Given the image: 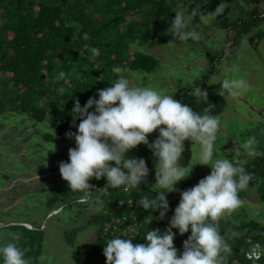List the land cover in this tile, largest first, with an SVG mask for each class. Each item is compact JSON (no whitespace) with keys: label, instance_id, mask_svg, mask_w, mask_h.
Here are the masks:
<instances>
[{"label":"trees","instance_id":"1","mask_svg":"<svg viewBox=\"0 0 264 264\" xmlns=\"http://www.w3.org/2000/svg\"><path fill=\"white\" fill-rule=\"evenodd\" d=\"M178 1L189 5L192 23L189 28H195L197 12L202 10L212 18L214 28L227 31L231 42V34L240 18L247 15L235 31L234 44L252 31L254 33L248 38L252 45L254 40L258 42L264 37V30L260 28L264 17L256 19L248 15L262 14L264 0ZM173 5L174 2L167 0H0V115L19 116L35 128L33 135H39L46 143L44 151L41 150L43 145L36 143V153L41 150L40 154L46 155L58 146L75 147L74 139L66 133L77 130L79 119L73 122L71 115L76 99L83 106L89 97L98 98V89L107 87L118 75L112 71L114 65L129 71L153 72L158 66L157 59L138 49L152 40L162 44L192 42V39L182 41L171 34L168 26L175 15ZM218 6L222 7L218 10ZM207 81V76H204L194 84V89L201 86L207 93L206 98H197L191 94L194 89H185L184 97L178 100L189 103L197 111L208 109L209 114L218 115L226 103L221 95L204 85ZM158 134V130H154L153 135L148 136L149 143ZM130 154L143 158L149 168L148 175L152 174L156 157L148 146L141 143L131 149ZM234 163L252 173L248 187L239 193L241 199L254 191L259 201L264 202V153L244 163ZM210 171L195 169L179 181L176 190L166 194L169 208L165 217L159 218V209L154 210L151 213L153 220L148 225L143 220L149 212L138 204L139 194L155 193L142 183L139 187L122 185L119 188L107 186L104 191L91 189L87 200L80 202L85 194L72 192L62 178L54 181L51 188L25 193L21 198L32 204L29 210H41L43 207L47 210H69L70 205H75L81 211L89 200L101 193L102 209L86 222L97 228L84 259L85 264H106L104 254L98 253L106 243L102 237L105 221L117 216L135 218L139 229L133 242L143 243L147 228H159L163 232L169 226L180 191L195 185ZM89 183L102 188L107 181L104 177H92ZM8 214L1 212L0 222L2 216ZM216 223L227 244L221 252L219 264H264V219L260 222L249 217L244 210L236 209L221 216ZM30 224L36 229L28 230L15 224L0 227V230L16 232L14 242L25 252L30 264H38L43 231L39 229L40 223ZM81 230L83 227L65 230V243L72 246ZM172 231L176 233L174 246L178 253L182 252L183 242L190 232L180 234L175 228ZM249 242H257L261 246L262 256L256 261L247 260L244 256Z\"/></svg>","mask_w":264,"mask_h":264},{"label":"clouds","instance_id":"2","mask_svg":"<svg viewBox=\"0 0 264 264\" xmlns=\"http://www.w3.org/2000/svg\"><path fill=\"white\" fill-rule=\"evenodd\" d=\"M174 11L168 26L171 34L182 41L200 39V33L188 27L191 14L181 8ZM112 71L118 74L116 79L98 89V98L89 97L83 106L76 99L71 109L73 122L79 119V123L75 132L66 135L74 139L75 147L68 149L67 161L59 162L60 175L71 191L89 195L92 177H104L113 188L139 187L149 168L130 150L143 143L156 157L155 194H139L138 201L149 212L143 220L148 225L154 210L159 209V218L165 217L169 208L166 194L175 191L177 183L190 175L192 165L179 163L185 140L199 143V164L209 165L211 171L180 191L179 202L163 232L147 228L143 243H134L128 235L108 239L103 248L106 264H219L227 244L216 221L241 206L239 193L248 187L252 173L214 150L221 127L218 115L209 114L208 109L197 111L158 86L133 84L122 66L114 65ZM247 87L243 78L221 81V89L233 96ZM191 94L207 97L201 86ZM154 130L159 134L149 143L148 134ZM251 143L249 139L247 144ZM173 228L180 234L190 232L179 253L173 243ZM0 264H30V260L10 240L0 243Z\"/></svg>","mask_w":264,"mask_h":264},{"label":"rangeland","instance_id":"3","mask_svg":"<svg viewBox=\"0 0 264 264\" xmlns=\"http://www.w3.org/2000/svg\"><path fill=\"white\" fill-rule=\"evenodd\" d=\"M167 1L174 2V13L177 8L188 13L187 2ZM197 15L195 29L200 33V39L168 44L152 40L138 49L155 57L157 68L151 73L127 70L125 75L133 84L158 86L174 94L176 99L183 98L185 89L193 90L195 82L207 76L208 81L204 85L221 95L226 103L218 114L221 127L214 150L220 156L226 155L234 162L244 163L264 153V37L258 42L254 40L256 45L253 46L248 42L249 36L254 33L252 31L234 44L229 42L227 31L214 28L208 14L198 10ZM191 25L190 19L188 26ZM260 28L264 30V21ZM226 78H243L248 87L242 94L233 96L221 89V81ZM34 130L28 121L19 116L0 115V213L9 212L2 216L0 227L23 222L40 223L43 241L38 264H85L84 255L93 243L97 228L86 222L102 209L101 193L89 200L81 211L75 205H70L69 210H47L44 207L29 210L32 204L22 200L21 195L40 192L62 179L59 162L68 160V149L72 147L58 146L52 153L40 154L41 150H45L46 143L39 135H33ZM151 135L153 132L148 134ZM249 139L253 143L247 144ZM36 143L43 145L37 153L34 150ZM199 151L198 142H184L179 163L181 166L192 165L190 174L195 169L211 170L209 165L199 164ZM140 183L152 189L156 183L155 169ZM242 200L237 209L244 210L249 217L261 222L264 219V202L259 201L254 191L246 193ZM79 227L83 230L76 235L74 244L67 245L63 232ZM16 237V232L0 230V243L15 241Z\"/></svg>","mask_w":264,"mask_h":264},{"label":"built area","instance_id":"4","mask_svg":"<svg viewBox=\"0 0 264 264\" xmlns=\"http://www.w3.org/2000/svg\"><path fill=\"white\" fill-rule=\"evenodd\" d=\"M108 185L106 184L102 188L93 185V190L98 191H104ZM126 190V188H124ZM88 196H85L84 198L80 199V202H85L87 200ZM130 202V201H128ZM116 210H118V206L116 207ZM18 225H21L28 230H35L36 228L29 223L23 222L19 223ZM40 228V226H39ZM139 229V223L135 218H127L126 216L122 217H111L108 221H105L102 224V237L107 242L108 239L112 238L116 235H121V238H125V235H128L131 238H135L138 234ZM99 255H103V249H100L98 251ZM244 256L247 260L256 261L262 256V249L259 243L257 242H249L248 246L245 250Z\"/></svg>","mask_w":264,"mask_h":264},{"label":"water","instance_id":"5","mask_svg":"<svg viewBox=\"0 0 264 264\" xmlns=\"http://www.w3.org/2000/svg\"><path fill=\"white\" fill-rule=\"evenodd\" d=\"M248 15H251L252 17H254L256 19H261V18L264 17V12L262 14H260V15H255V14H248ZM245 16H247V15H245ZM245 16H242L240 18L239 23L237 24V26L233 30V32H232V42H234V40H235V35H234L235 34V31L239 28V26H240V24H241V22H242V20L244 19Z\"/></svg>","mask_w":264,"mask_h":264}]
</instances>
